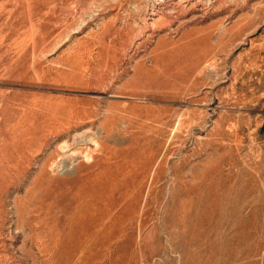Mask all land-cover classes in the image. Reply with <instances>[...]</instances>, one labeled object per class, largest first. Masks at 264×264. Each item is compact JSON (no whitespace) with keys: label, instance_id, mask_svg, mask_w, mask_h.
I'll return each instance as SVG.
<instances>
[{"label":"rangeland","instance_id":"rangeland-1","mask_svg":"<svg viewBox=\"0 0 264 264\" xmlns=\"http://www.w3.org/2000/svg\"><path fill=\"white\" fill-rule=\"evenodd\" d=\"M185 111L205 127L176 135ZM71 137L92 155L63 163ZM152 152L131 236L97 264H264V0H0V264H65L33 230L80 175L130 204Z\"/></svg>","mask_w":264,"mask_h":264},{"label":"bare ground","instance_id":"bare-ground-1","mask_svg":"<svg viewBox=\"0 0 264 264\" xmlns=\"http://www.w3.org/2000/svg\"><path fill=\"white\" fill-rule=\"evenodd\" d=\"M206 116H208L207 112H203L201 114H198V112L196 111H193V112L185 111V112L178 113L177 122H176V129L178 133H176V135H179L181 130L193 132L194 128L196 127L197 128L200 127V129L201 127H205L204 124H205ZM167 117L166 115L160 114L156 118L154 117V121L160 122V125L166 124V123L169 124V119H166ZM215 124H216L215 128L211 129L212 131L211 133H209L210 138L208 139V141L204 143L208 145L207 147L214 146V145H220L221 143L219 144L218 140L215 139L216 136H219L218 138L220 137L225 138L227 136L226 134H228L225 131V129L222 127L221 121H217ZM102 132H105L106 134L105 138L111 137L109 130L106 127L104 128V126H102ZM67 139L68 140L65 139L66 141L64 142V144H61V146L59 147V150H61V153H59V155L63 154L65 156V158H63V163L66 164L70 162V159L74 160V158H77L80 155H82L83 157H88L92 155L91 153L92 151H90L89 149L84 150L81 146V144H84L83 142H86L89 138L87 139L85 137L84 138L83 137H74V138L71 137V139L70 138H67ZM89 141L90 139L88 140V142ZM215 147H212V150H214L218 154V150H220L222 146H219L220 148H215ZM202 150L203 148L201 146V148H199L197 152L195 151L193 155L199 154L200 152H202ZM135 152L136 153L133 154V157L134 159H138L139 152L138 151H135ZM154 156H156L155 152H152L151 158L148 157L145 163L142 166L140 165L141 166V173H140L141 177L139 175L140 179L137 178L139 180V183L138 185H135L137 193L133 197L132 195H130L131 202L128 205L124 203L126 196L121 197V198L119 197L120 198L119 200L107 201L106 203H104L106 199L104 201L102 200L104 205L98 203V201H100V199L98 201L96 200L99 198V197L97 198V196L100 195V194L97 195L98 187L99 185H102L105 182V176H104L105 174L103 175V173H100V172H99L100 174H96V173H92L91 175L89 174L90 176L87 178H85L84 175H80L78 178L79 179L78 180L79 189L77 188L76 192L65 191L62 194L63 200L59 201V204L53 208V212H55V214L52 216L48 215L47 217L43 218L42 221H40L41 225L37 226L36 230L35 229L33 230L34 233L41 234L42 236L44 235V237L47 236L50 239L47 246L57 261L60 260L63 263L65 262V264L67 263L68 264H73V263L74 264H97V262L101 261L100 260L101 258L103 259V258L108 257L110 261L112 260V253H113L116 241L123 236L127 235V237L129 238L131 236L129 231L133 227V221L130 220V217H132L131 215L138 212L139 210L138 205H139V200H140V191L142 187L140 185L142 184L143 180L145 179L144 177H146V174L148 173L147 170L151 168V165L153 164V159L157 158V157L154 158ZM210 156H212V154H210ZM191 157L192 156L185 155L183 160L181 161L182 163L171 166L170 169L172 170V172L174 173L176 177L175 182H178L179 184L184 183L185 185H187L190 183L189 178H194V179L197 178V175L195 174L194 165L190 164ZM131 164L132 163H130L129 165ZM113 165L116 166L117 168H120L118 162L116 163L114 162ZM132 165L136 166L138 164L134 163ZM186 166H189L188 172H187L188 176H186L182 171L183 168ZM164 168L165 166L163 165L158 170V173L160 175L163 174ZM132 170L133 169L131 167V171H130L131 173H132ZM136 171H139V170H136ZM94 172H97V171H94ZM119 172L120 170L118 169V174ZM112 174H114V172H112ZM119 175L121 176V173ZM113 176L112 177L114 178L113 180L114 184L119 183L120 177L117 178L118 175L116 177L115 175ZM99 180L103 181V183L100 184L101 181L99 182ZM114 187L116 188V186ZM86 193L89 194V198L83 199V196L85 197ZM106 193H107V189H106ZM104 197H106V195L103 196V198ZM124 216H126L127 218L126 221H123ZM136 222H137V227L139 228H141L144 225L145 220L143 218V212H140L139 219Z\"/></svg>","mask_w":264,"mask_h":264}]
</instances>
